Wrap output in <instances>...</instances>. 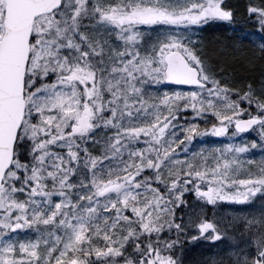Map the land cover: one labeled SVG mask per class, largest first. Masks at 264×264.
I'll use <instances>...</instances> for the list:
<instances>
[{
  "label": "snow or ice",
  "instance_id": "1",
  "mask_svg": "<svg viewBox=\"0 0 264 264\" xmlns=\"http://www.w3.org/2000/svg\"><path fill=\"white\" fill-rule=\"evenodd\" d=\"M221 23L241 34L210 51ZM245 40L240 78L220 57ZM202 242L196 264H264V0H0V264H189Z\"/></svg>",
  "mask_w": 264,
  "mask_h": 264
},
{
  "label": "trees",
  "instance_id": "2",
  "mask_svg": "<svg viewBox=\"0 0 264 264\" xmlns=\"http://www.w3.org/2000/svg\"><path fill=\"white\" fill-rule=\"evenodd\" d=\"M237 7L241 8L246 3V0H233ZM251 29L248 24L243 25V30L247 31ZM241 34L240 29L225 27L224 23L217 25H209L205 29L201 36L203 42L208 46L209 50L224 47L225 44L234 41ZM228 55L221 56L220 59L224 60L230 67L229 71H234L235 75L243 78L245 76H251L258 74L260 70V61L258 59V48L253 49L252 45L247 41H243V47H240L238 51L232 49H226Z\"/></svg>",
  "mask_w": 264,
  "mask_h": 264
},
{
  "label": "rangeland",
  "instance_id": "3",
  "mask_svg": "<svg viewBox=\"0 0 264 264\" xmlns=\"http://www.w3.org/2000/svg\"><path fill=\"white\" fill-rule=\"evenodd\" d=\"M228 2L230 4H232L233 6L237 5L233 2V0H228ZM239 8V7H237ZM242 9V7L240 8ZM239 16V13H238ZM226 23V22H225ZM250 28H252V25H250ZM259 39L257 38V45L259 44ZM255 133H252L248 138L251 139L252 136H254ZM202 140H204L205 143H223V142H227L223 137H215L212 135H209L207 137L201 138ZM257 158H259V152L256 153ZM227 203L228 202H222V205H224L223 207H220L217 209V214L219 215L220 213H226L228 211H230V209L227 207ZM209 247L208 243H200L199 245H197L194 248H191L187 259L189 261V264H196V261L203 259L204 257L207 256V252L205 251L207 248Z\"/></svg>",
  "mask_w": 264,
  "mask_h": 264
},
{
  "label": "bare ground",
  "instance_id": "4",
  "mask_svg": "<svg viewBox=\"0 0 264 264\" xmlns=\"http://www.w3.org/2000/svg\"><path fill=\"white\" fill-rule=\"evenodd\" d=\"M250 26V25H249Z\"/></svg>",
  "mask_w": 264,
  "mask_h": 264
}]
</instances>
